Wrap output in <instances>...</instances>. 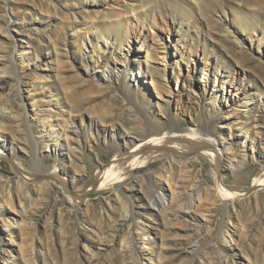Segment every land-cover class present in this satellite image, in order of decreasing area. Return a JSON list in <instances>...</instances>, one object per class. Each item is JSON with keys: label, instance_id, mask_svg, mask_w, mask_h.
I'll use <instances>...</instances> for the list:
<instances>
[{"label": "rangeland", "instance_id": "obj_1", "mask_svg": "<svg viewBox=\"0 0 264 264\" xmlns=\"http://www.w3.org/2000/svg\"><path fill=\"white\" fill-rule=\"evenodd\" d=\"M58 2L57 8L52 9L46 0H0V19H12L14 23H10L9 32L15 34V36L4 34L2 36L4 39H0L4 47V51L1 52L0 49V60L5 62L9 61L12 56L15 57L14 63L10 61V64L6 62L0 65V78L10 79L9 74L16 71L21 82L20 96L23 99L28 119H30L29 133L26 137L23 132L17 130L10 112V110L21 109L19 97L15 93L11 95L7 89L0 92V130L8 139L13 138L14 144L12 154L0 158V196L5 199L9 191L14 199L22 198L26 206L23 216L19 214V208L16 209L15 214L19 218L9 233L6 230L0 231V245L3 239H12L17 250L14 258L16 264H72L70 254L73 248L72 233H79L88 238L94 251L98 253L97 264H129L132 261L130 251H126L121 243L113 244L112 242L111 244L108 242L110 236H106L111 233V228L107 224L110 222L119 227L123 214L118 202L115 201L116 187L109 185L99 188L94 184L97 164L109 162L114 150L101 137L91 140L89 134L81 133L79 139L82 150L66 147L65 140L60 138L61 136L56 141L52 136H48L49 144L46 145L52 148L57 143L56 153H54L51 148L47 147V149L44 145L46 140L41 138L43 131L41 124L46 118L50 122V126L46 128L61 129L58 127H61V121L65 118L61 112H57L55 108L57 105L53 99L58 96L63 100L64 86H67V89L73 90L79 99L96 98L92 104L93 108L85 112L84 125H87L89 117L98 118L101 120V125L107 128H110L109 125L112 123L116 126L119 139L127 133V129L122 126L137 127L131 116L129 117L128 105L121 94L116 92L111 95V89L108 87H99L92 81L93 78H80L70 69L60 72L61 64L53 59L51 55L53 50L51 46H48L46 38L48 29L57 35L63 34L66 30L69 32L68 26L72 25L70 17L72 12L75 13L76 20L80 23L83 22L80 20V11L86 12V16L82 17L86 19V23L81 26H83L82 31L89 30V26H94L91 21L95 19V11L102 8L104 9L101 11L103 14L109 13L111 27L106 36L107 44H105L106 40H101L103 41L101 52L103 51L104 59L109 63L122 66L121 56L119 57L122 50L119 46L120 44L126 45L123 37L125 26L123 24L122 27L117 23L119 16L116 15L122 11H131L129 7H135L136 15H139L145 26L154 33L163 32L156 27L157 24L151 22L153 12L156 20L164 18L173 24V30H171L173 38L172 40L165 39L168 43L165 49L160 48L161 41L155 42L149 35L142 36V39L149 44H160L158 52L166 53L167 56L173 57L174 61L180 60L184 65L192 63L195 59L203 72L222 81L235 77V85L240 86L243 91L250 92L241 103H236L235 111L224 109L222 117L218 110L211 108L212 101L209 99L202 102L203 105H200L201 109L198 114L193 113L189 116L187 113H179L178 121L182 127L196 123L197 116L205 110L212 117L214 116V127L209 129L213 136L210 142L212 146L218 145L213 148L219 160L215 163V156L203 149L182 155L175 152L173 157L184 160L188 166L180 170L174 167L171 169L170 184H173L176 189L174 196L168 189V183L162 182L167 192L165 206L148 207L150 204L147 194L152 193L157 187H162L156 182L157 172L163 164H168L172 156L158 157L149 166L137 167L127 177V185H122V188L126 191V201L133 213L134 221L141 225L145 224L149 230L147 237L143 234L141 236L133 234L132 245L139 256V264H157L154 260L150 261L147 256H154L159 248L164 249L165 258H175L180 264H224L225 258L230 261L240 260L242 264H248L249 257L255 258V264H264V188L257 193L253 189L254 181L264 167V149L261 148L262 145L256 143V140L261 137L264 141V133L261 131V129L264 130V126L252 127L255 114L261 113L262 110L258 104L264 100V0H58ZM143 2L145 5L142 7ZM105 4L107 6L104 7ZM47 8L51 10L48 11ZM117 11L120 12L117 13ZM111 12L113 15H110ZM97 17H102V15L99 13ZM11 24H16L20 32ZM226 26L231 31L230 33L225 30ZM69 34V50L73 54L75 65L86 66L85 60L87 59H84L86 56L79 55L77 45L72 42L74 40L71 35L72 31ZM88 34L91 35V32L88 31ZM259 39L263 42L259 43ZM239 40H244L243 45L238 42ZM16 44H25L28 52L26 51L24 56L19 55V52L14 50ZM111 48L114 50L113 54L110 53ZM137 48V45H134V50L137 51ZM139 52L143 60L145 51L140 50ZM150 54L154 58L149 60L151 67L162 64L156 60L153 52ZM35 62L41 66L37 72L33 68ZM4 65L9 68L5 69ZM100 66L95 69V73L106 75L107 68L102 69ZM43 71L44 76L48 75V77H45L43 81L38 80L35 75H40ZM149 71L151 73L153 69H148L147 74L142 67L138 76L143 79L142 74L146 73L148 78L143 81L152 88L150 82L153 80L156 81H152L153 83H157V77L151 78ZM135 73L137 74V71L132 74ZM166 73L164 87L167 86L163 90L164 96H168V89L174 92L181 90V81H178V86H176L170 68L166 70ZM153 74L155 75V71ZM10 82L15 85L12 79ZM194 83L202 84L199 78H194ZM225 83L228 82L225 81ZM217 85V82L215 85L211 83L210 88L216 90ZM7 94L10 96L8 102L5 103L3 99L8 97ZM48 98L53 101L49 102ZM33 99L37 105H33ZM181 99L184 104L187 103L183 96ZM160 102L163 103L161 100ZM163 106H161L162 111L158 107L156 108L158 110H154L155 112L150 111L159 117L164 127L170 120L168 117L173 112V104L165 105V108ZM49 107L52 108L48 110ZM40 108L38 116H34L32 112ZM223 118L233 121L234 124L230 126V129L223 123ZM250 124L252 126L249 127ZM251 136L256 138L254 144L250 143L249 137ZM35 149L41 158L38 164L33 161L32 157ZM194 155L200 156V159L196 160L197 163L194 161ZM239 160H242V163ZM36 172L44 177L43 180L48 184L42 188L36 186L35 188L33 184H28L31 196L27 198V188H22V185L25 187L24 173ZM72 175L77 177L73 187L74 194L79 196L76 202L65 195L58 183L59 180L69 181ZM136 176L139 178L145 176L146 181L140 187V192L131 195L128 184L138 185L134 179ZM217 178L223 180L226 189L237 193L235 198L227 202V215L226 208L224 209V206L216 199ZM197 195L199 198L196 197ZM190 196H195L191 206L189 205ZM81 199L84 200L81 202ZM53 204H56L54 218L47 219V215L41 218L38 216L36 211L43 209L48 213ZM107 211L111 213L110 219ZM34 221H37L36 225L33 224ZM51 222L52 225H50ZM0 223V229L3 230L1 216ZM227 231L234 234V238L230 239ZM148 238L150 244H144ZM31 241H34L33 248L29 246Z\"/></svg>", "mask_w": 264, "mask_h": 264}, {"label": "bare ground", "instance_id": "obj_2", "mask_svg": "<svg viewBox=\"0 0 264 264\" xmlns=\"http://www.w3.org/2000/svg\"><path fill=\"white\" fill-rule=\"evenodd\" d=\"M46 1L49 3L52 9L57 8L59 4L58 0H46ZM62 1H66V0H62ZM144 5L145 4L143 2L141 6L143 7ZM105 6H107V4H105L104 7ZM129 8L131 11H128V12L122 11L123 12L122 13L119 11L120 12L119 13L117 11L119 15L117 14L116 16H119V18L118 19L115 18V20L117 19V23L119 25L123 27V24H124L125 26L123 37H124V41L126 45L120 44L119 46L120 50H122V53L119 54V57L121 56L120 61L122 62V66H118L112 62L109 63L106 59H104L103 51L101 52V49H102L101 47L103 44L102 43L103 41L101 40H106L105 44H107L106 36L111 27V20H110V17L108 16L109 13L103 14L101 11L104 9L102 8L97 9L95 11L96 13V16H94L95 19L91 21V23H93L94 26H89V30H86V31L85 30L82 31L83 26H81L82 24L86 23L85 21L86 19H83L86 16L85 15L86 12L84 13V11H80L81 19L80 18L79 19L83 20V22L81 21V23L77 22L76 20L77 16L75 15L74 12H72V15L70 16L72 20V25L68 26V30L69 32L72 31L71 35H73V38H74L72 42L73 44L77 45L78 50H79V55L86 56L84 58V59H87V61L85 60V62H87L86 66H76L75 65L74 63L75 59L72 58L73 54H71L69 50L70 40L68 39V36L70 34L67 30L63 34L57 35L55 33H52L53 31H50V29H48L46 38L48 40V44H49L48 46L52 47L53 53L51 55L53 59L56 62L61 64L60 68L62 69L59 70L60 72H65L64 71L65 69H70L72 73H75L80 78H89V79L93 78L92 81L95 82L97 86L105 87V88L108 87L109 89H111L110 90L111 95L112 93L115 94L116 92L121 94L123 100L126 102V105H128L127 112H130L129 117L131 116V119L133 120L134 124L137 125V127L135 128H132L133 126L130 128L126 126H122L127 129L126 135L129 134L131 136L125 135V136H122V139H119L118 134L116 133V130H117L116 126L111 123V125H109L110 128L104 127L103 125H101V122H100L101 120H99L98 118L89 117L87 119V125H84L85 112L88 111V109L93 108L92 104L96 100V98L87 97L85 99H79V96H77L73 92V90L70 91L69 89H67V86H64L65 90H63L64 91L63 93L65 96H63V100L58 98V96L56 99H53L55 105H57V107H55L57 112L58 113L61 112L65 118V119H62L61 121L62 123L61 127H58L61 129L55 130L54 127L46 128V126H50L49 125L50 122L48 119L44 117L45 119L44 120L42 119L44 122L41 124L42 130H43L41 134V138L42 140H46L44 141L45 142L44 145H46V144H49L47 141L49 138L48 136H52L53 140L55 141L61 136L60 138H64L65 140L66 147L71 148V149L78 148L82 150L79 136L81 135V133H86V134H89L91 140H95L98 137H101L102 140H104L108 145H110L109 147L112 150H114L113 157L109 162H107L106 164L105 163L97 164L96 180L94 184L98 185L99 188L107 187L109 185H114L116 187L115 188V191H116L115 201L116 203L118 202L119 207L121 211L123 212V214H122V218L120 217L121 220H120L119 227H117L114 223L111 224L110 222L107 224V226L111 228L110 229L111 233L110 235H106V236H110V239H108L109 240L108 242H111V244L112 242L113 244L121 243V245L126 249V251H130V253L132 254L131 256L132 261L129 264H139L140 263L139 256L135 253L136 248H134V246L132 245L133 234L135 233L136 236H141L143 234V235H146L147 237L149 230L145 226V224L141 225L138 222L134 221L133 213L132 211H130L128 201H126V198H127L126 191L125 189L122 188V185H127V182H126L127 177L137 167L149 166L150 163L158 157L172 156L171 158L168 157L169 158L168 164L167 163L166 165L163 164V166H161L160 170L157 172L156 182L158 185H161V186H162V182L164 181L168 183V186H169L168 189H170L171 195L174 196V194L176 193L175 192L176 189L173 186V184L172 185L170 184V180L172 179L171 169L172 167H174L177 170H180L181 168H185V166H188L184 160L181 161V159H176L173 157L175 152H178L182 155V154L195 153L203 149V150L208 151L210 155L215 156V160H214L215 163H217V160H219V156L218 154L215 155L214 148H213V146L217 147L218 145L212 146V143L210 142L213 136L212 134H210L209 129L213 126L214 116L212 117L209 112H206V110L204 112V109H203L204 113H200L199 116L195 115L198 117V119L196 118L197 119L196 123L190 124L188 127H186L187 125L185 127H182L180 125L181 123H179L178 121L179 113H185V114L187 113L189 114V116L193 113L198 114L201 109L200 105H203L202 102L206 100L208 101L209 99V101L210 100L212 101L211 108H213V110H218L222 117L224 109H230L232 111H235L236 103L237 102L241 103L244 98L246 99V97L249 96L250 92L248 90L243 91L240 88V86L235 85L234 83L235 77L222 81V80H217L215 76L213 77L212 75H208L206 72H203L200 69L199 63L195 59L192 63H187L184 65L181 63L180 60L174 61V58L171 57L170 55L167 56L166 53L158 52V48L160 44L159 45L158 43L157 45H153L151 43L149 44L146 42L145 39H142V36L149 35L151 36V38L155 40V42L161 41L162 44L160 48L165 49L166 47H168L167 46L168 43L167 41H165V39L172 40L173 38L171 34L172 33L171 30H173V24H171L168 20L164 18H160L161 16L159 17L160 19L156 20V17L154 16V12H153V16L151 17L152 19L151 22L157 24L156 27H159L161 32H163V33H160V32L154 33V31H151V29H148V27L145 26L143 20L139 17V15H136L135 7H129ZM47 10L49 11L51 9L47 8ZM113 12H111L110 15ZM99 13L102 15V17H97ZM10 23H14L12 19L11 20L0 19V33H1L0 39L1 40L4 39V37H2L4 34L7 36H15L14 33L12 34L9 32ZM67 25H69V23ZM11 26L13 28H17L16 30L20 32L19 31L20 29L16 24H11ZM225 30L227 31V33L231 32L229 31L228 26L225 27ZM88 31L91 32V35L88 34ZM129 37H132V39H129ZM243 41L239 40L238 42L243 45ZM261 42H263V40L259 39V43ZM134 45H137L138 47L137 51L134 50ZM0 46H1L0 47L1 52L4 51V47L2 46L1 43H0ZM14 50L15 52L16 51L19 52V55L22 54V56H24V54L27 51V47L25 44H16L14 45ZM140 50L145 51V58L143 60H141L140 58L142 57V54L139 52ZM150 52H153L156 60L162 62L161 65L156 64L155 67L153 66L151 67L150 65L151 63L149 60L153 58L152 57L153 55H151ZM110 53L111 54L114 53L113 48H111ZM35 56L37 57V55ZM44 60H46V58ZM10 61L14 63L15 57L12 56L9 61H5V62L0 60V65L4 63L6 64V62H9L10 64ZM98 66L102 67V69L107 68V74L106 75H104V73L96 74L95 69ZM40 67H41L40 64L35 62L33 68L34 70H36V72L39 70ZM142 67H144L145 72L148 71V69L150 70L153 69V72L151 71L150 73L149 71L150 77L151 78L155 76L157 77L156 78L157 83H153V82H156L153 80H152L153 82L152 81L150 82L152 83L151 84L152 88H150L143 81V80H147L148 77L146 73L148 74V72L144 73L145 75L142 74L144 76L143 79H140L138 76V73H140V70L142 69ZM8 68L9 67H7L6 65L5 69H8ZM169 68L171 70V73L173 74V78L175 80L176 86H178V81H181V90L174 92L168 89L167 90L168 96H164L163 90L167 86L165 85L164 87V83L166 82L165 78L168 73V72L166 73V70H168ZM134 71H137V74L136 73L132 74ZM154 71H155V75L153 74ZM9 76L11 77L10 79L6 77L0 78V92H3L5 89H7L8 90L7 92H11L10 93L11 95L15 93V95L19 97V100L21 102L19 106L21 107V109L19 110L17 109L15 111L10 110V112L12 113V117L14 118L12 121L14 125L16 126L17 130L20 132H23L25 136L27 137L29 133L30 119H28L27 112L24 109L23 99L20 96V83L21 82H20L19 76L16 73V71L15 73H10ZM35 77L38 78V80L43 81L45 77H48V75L44 76V71H43L40 73V75H35ZM194 78H199L202 84L200 85L195 84ZM11 79L13 80L15 85L11 84L10 82ZM225 81L228 83H225ZM216 82L218 84L216 90L211 89L210 84L213 83V85H215ZM184 87L186 89H184ZM181 93H183V95H181ZM7 96H8L7 98L3 99L5 103L8 102L10 95L7 94ZM182 96L185 98V100L184 99L183 100L187 101V103L184 104V102L181 99ZM160 100L163 101V103L160 102ZM52 101H50L49 99V102H52ZM171 103L173 104V112H171L170 117H168L170 118V120L168 123L166 122L167 126L163 127L162 126L163 123L161 124L159 117H157L153 113L155 112L154 110H158V109L161 110V106L164 105L163 108H165V105L169 106ZM33 105H37L34 99H33ZM259 105L262 108L261 113H257L258 115L255 114L254 116L255 120L253 124L251 123L253 126L250 124L249 127L252 126L253 128H256L258 125L264 126V100L263 101L261 100L258 106ZM157 107L158 109H156ZM202 107H205V106H202ZM51 108L49 107L48 110H50ZM150 110L154 112L152 113V111ZM39 111H41V108L40 110L38 109L36 112H32V113L34 114V116L37 117ZM49 114L51 116V113ZM226 116H228V114H226ZM224 119L225 118L222 119L224 121L222 122L225 123L227 126H229V129H230V126L234 124L233 121L224 120ZM261 131L264 133L263 129H261ZM50 132H51V135H49ZM221 132L223 133V131ZM249 138H250L249 139L250 143L254 144V140L256 138L252 136ZM88 143L90 144V140ZM256 143L262 145L261 148L264 149V141L262 140V137L257 139ZM56 144H54L52 148L49 145H46V148L47 147L51 148V151L56 153ZM12 149H14L13 138L8 139V137L2 132V130H0V158L10 156L12 154L11 152ZM39 156H40L39 152L37 151V149H35V152L33 153L32 157H33V161H35L36 164H38L39 161H41V158ZM194 156H195L194 157L195 162L196 160L198 161V159H200L199 155H194ZM191 160L194 163L193 159ZM242 160L241 161L239 160V161L242 163ZM237 164H240V163H237ZM234 165L236 164L234 163ZM16 167L18 168L19 166H16ZM20 169L21 167L19 168V170ZM82 169H83V166H82ZM19 172L20 171H18V173ZM24 174H25V177H24L25 179L24 178L23 179L25 181L23 182V184H25L24 185L25 187H23L22 185V188H27L26 189L27 198H30L31 196V193H30L31 191H30V188L28 187V184L30 185L33 184V187L36 186L37 188H40V187L42 188L46 184H48V182L43 180L44 177H41L40 174L37 172L36 173H24ZM144 177L139 178L136 176L134 178L135 181L138 182V185H136V183H132L130 185L128 184L129 194L135 195V193L140 192V187L142 186L143 182L146 181ZM76 178L77 177H74V175H72L70 177V180L67 182L64 180L58 181V183L61 186L62 191L73 202H76V198H79V196H76L77 194L75 195L73 191V187L77 181ZM263 188H264V167L262 171L257 175L254 181V186H253L255 193L260 192V190ZM215 189L217 190L216 199H218L220 204L224 206V209L226 208L225 212L227 215L228 213L227 212V202L235 198L237 193L231 191L230 189H226L224 187L223 180L218 179V178H217V186L215 187ZM166 194L167 192H166V189H164V186L155 188L152 193L147 194L148 202L150 204L148 207L150 206L159 207L160 205L165 206L167 203L165 200V198L167 197ZM196 197L199 198V195H197ZM194 198L195 196H190L189 205L194 203ZM83 200L84 199H81V202ZM76 205L78 204L76 203ZM55 206L56 204H53L50 207L48 213H47V210H43V209H40L39 211H36V212L38 213V216L40 218L47 215V217L45 216L47 219L49 218L52 219L54 211H55L54 210ZM25 207L26 206L24 205L22 198L17 197L16 199H14V197L9 191L6 194L5 199L4 197L0 196V216L2 218V225L4 226L3 227L4 229L3 230L0 229V231L6 230L9 233L11 231V227L16 224L19 218L15 214L16 209L19 208V214L23 216V212H25L24 211ZM187 207L190 208L189 206ZM77 210L79 209L77 208ZM107 214H108L107 215L108 218L110 219L111 213L110 212L108 213L107 211ZM190 215L194 217V215H192L191 213ZM36 223L37 221L33 222V224L35 225ZM50 225H52V222L50 223ZM103 233H105V231ZM228 234L230 235V239L234 238V234L233 235L230 233ZM72 238H73L72 239L73 248L70 252V254L72 255V259H71L72 264H97L98 253L94 251L92 244L90 243L88 238L83 237L79 233H74V234L72 233ZM149 240L150 239L148 238L146 241H144V244H150L148 242ZM30 243L31 244L29 246L33 248L34 241H31ZM131 247L133 248L131 249ZM16 252L17 250L14 246V242L12 241V239L11 238L9 240H7L6 238L3 239L0 245V263L6 264L10 262V264H16V261L14 259L16 257ZM164 256H165L164 249L159 248V250L156 251L154 256L148 255L147 257L150 259V261L154 260L157 264H168V263L180 264L177 259L175 258L167 259L165 258L166 256L165 257ZM42 258L44 259V257ZM254 260L255 258L249 257V260L247 263L255 264ZM223 263L224 264H242L240 260L233 259L232 261H230L227 258L223 260Z\"/></svg>", "mask_w": 264, "mask_h": 264}]
</instances>
